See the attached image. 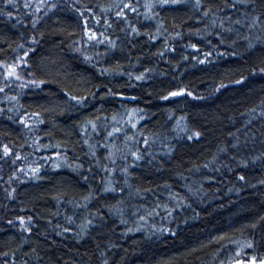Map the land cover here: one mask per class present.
I'll return each instance as SVG.
<instances>
[{"label": "trees", "instance_id": "trees-1", "mask_svg": "<svg viewBox=\"0 0 264 264\" xmlns=\"http://www.w3.org/2000/svg\"><path fill=\"white\" fill-rule=\"evenodd\" d=\"M82 1L50 11L0 0V61L29 51L23 82L0 77V264H227L236 241L264 260V0L149 17ZM128 110L141 117L139 161L128 159V188L100 194L104 125ZM54 154L59 170L46 164ZM39 159L44 169L21 170ZM127 195L167 211L161 234L112 219Z\"/></svg>", "mask_w": 264, "mask_h": 264}, {"label": "rangeland", "instance_id": "rangeland-1", "mask_svg": "<svg viewBox=\"0 0 264 264\" xmlns=\"http://www.w3.org/2000/svg\"><path fill=\"white\" fill-rule=\"evenodd\" d=\"M15 3H18L20 5H23L25 3H46L47 7L50 11H52L54 8L56 9V6L53 3H60L62 0H13ZM96 2L100 3V5L105 4L107 6L116 8L119 5H122L123 3H129V0H95ZM49 2V3H48ZM52 3V4H51ZM63 3H84L82 0H63ZM130 3H133L135 9H140L141 13L144 14L145 17H149L150 15H153L154 7L157 6H163L166 4H173V5H182V6H188V5H194L196 6V3H200L198 0H176L175 3L172 2V0H168V2H164V0H131ZM101 7V6H100ZM131 8L130 6L128 7ZM47 9V8H46ZM54 9V10H55ZM107 11V10H106ZM86 34L88 35L85 40L86 45L94 44L97 42V34L93 35L90 33L89 30H87ZM105 42H109L107 39H105ZM113 48L115 47L112 43ZM82 43L80 39L78 40L77 47H82ZM29 52V51H27ZM26 51L22 52V56L17 57V62L11 61L4 63H0V77L7 82L6 86L9 87L10 84H8L9 81L12 82H23L21 75H23V62L25 57ZM6 65H14L17 75L15 76H7L6 73L9 70ZM23 70V71H22ZM20 71V73H19ZM15 84V83H14ZM17 85V84H15ZM18 86V85H17ZM22 89V88H21ZM17 90V89H15ZM174 96V95H173ZM9 101H18V95L13 94L8 96ZM8 113H13V110L11 108H4ZM109 123L105 124L104 127L106 131V136L101 139V143L104 146L103 154H108L107 161L105 163V167H102L101 173L104 174V182L102 185V188L100 189V194H110V193H118L117 190L121 191V188H128L129 183V170L133 167L132 164H129L128 159L130 157L133 163L135 161H139L137 159V156L134 151V147L136 144V140L133 137L135 134V130L133 127L138 124L141 121L140 115L135 111H124L120 112L118 115H116ZM176 134L180 131V133H183L185 131L183 125L179 122L175 124V129L173 130ZM42 149H49L45 145H39L37 146L36 150L38 152L43 151ZM127 156V158H126ZM31 159V156H30ZM61 156L58 154H54L52 156V159H48V162L46 164L51 163L50 167L54 170H59L62 165ZM29 160V159H28ZM24 162H22V165ZM45 163H43L40 159L35 161H27V164L21 168V170L27 173H36L40 169L45 168ZM184 188V187H183ZM185 189V188H184ZM127 191V190H126ZM185 191H187L185 189ZM175 193L173 192V195ZM126 195V193H125ZM176 196V194H175ZM139 197V196H138ZM138 197H132V196H125L127 199L125 207L118 206L116 207V212L112 214V219H116V217L119 219V224L127 227V222L133 221V219H137V229H142L143 227L146 230H149L147 228V224L152 227L157 226L156 231L157 233H160V226L162 225V222L167 217V211L162 207L156 209V211L150 213H147V208L145 205L149 202L147 199H139ZM120 198H117V202H120ZM165 200H167V205L169 203H176L181 202L178 201L177 198H174L173 196H165ZM116 202V203H117ZM175 205V204H174ZM181 204L177 203V206H180ZM114 210V211H115ZM118 211V212H117ZM170 213V212H169ZM169 215V214H168ZM121 219V220H120ZM117 220V219H116ZM147 222V223H146ZM158 223V224H157ZM145 224V225H144ZM162 229L163 226L161 227ZM161 234V233H160ZM156 235V234H155ZM226 248V259L229 260V263L227 264H240V263H248L251 262L253 264H259L260 261L264 260H258L255 257L254 249L252 248L251 244L248 242H233L229 244ZM226 255V254H225Z\"/></svg>", "mask_w": 264, "mask_h": 264}, {"label": "snow or ice", "instance_id": "snow-or-ice-1", "mask_svg": "<svg viewBox=\"0 0 264 264\" xmlns=\"http://www.w3.org/2000/svg\"><path fill=\"white\" fill-rule=\"evenodd\" d=\"M4 2L7 4V3H9L10 2V0H4ZM130 2H131V0H129V4H130ZM164 2H168V0H164ZM172 2L173 3H175L176 2V0H172ZM17 7L19 6V5H16ZM43 5L41 4V5H39L38 7H42ZM24 7H29V5L27 4V3H25L24 4ZM134 10V9H133ZM121 13H117V15H120ZM7 15L9 16V17H11L12 15H13V13L12 12H8L7 13ZM89 31H91V30H89ZM93 35H95V34H93ZM33 39H35V37H33ZM153 39H155V37H153ZM192 47H196V45H192ZM25 55H27V53H25ZM26 62V61H25ZM0 63H4L3 61H0ZM6 67L9 69L8 71H7V73H6V75L7 76H15V75H17V72H16V69H15V66L14 65H6ZM261 71H264V69H261ZM143 77L142 76H138L137 77V79H142ZM241 79H243V77H241ZM181 91H183V89H181ZM172 94H174V93H170L169 95H172ZM118 95H123V93H118ZM197 135H199V133H196ZM5 147V150H6V154H7V152H9V151H11V149H9L8 147H7V145H5L4 146ZM241 178H243V177H241ZM20 219H23L22 217L20 218ZM259 264H264V261H260L259 262Z\"/></svg>", "mask_w": 264, "mask_h": 264}]
</instances>
